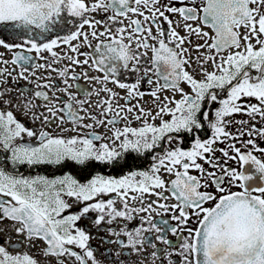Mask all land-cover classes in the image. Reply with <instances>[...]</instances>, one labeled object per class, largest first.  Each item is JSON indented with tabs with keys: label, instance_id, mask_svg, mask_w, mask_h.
I'll list each match as a JSON object with an SVG mask.
<instances>
[{
	"label": "snow or ice",
	"instance_id": "1",
	"mask_svg": "<svg viewBox=\"0 0 264 264\" xmlns=\"http://www.w3.org/2000/svg\"><path fill=\"white\" fill-rule=\"evenodd\" d=\"M105 262L264 264V0H0V264Z\"/></svg>",
	"mask_w": 264,
	"mask_h": 264
},
{
	"label": "flooded vegetation",
	"instance_id": "2",
	"mask_svg": "<svg viewBox=\"0 0 264 264\" xmlns=\"http://www.w3.org/2000/svg\"><path fill=\"white\" fill-rule=\"evenodd\" d=\"M97 18L99 19L100 18V16H97ZM77 20H78V18H77ZM124 23L125 24H127V20H125L124 21ZM116 26H118V25H116ZM101 30H103L102 28H101ZM67 29L64 31V32H62L61 33V35H66L67 34ZM85 51H89L90 49H84ZM149 55H150V53H149ZM110 87L112 86V85H109ZM17 116H18V118H20V119H24V117H21L20 115H19V113H17ZM238 118H240V119H244L245 117H238ZM29 126H31V125H29ZM25 139H27V138H25ZM187 146V145H186ZM218 155H219V153H217ZM22 171H25V172H27L28 170L27 169H21ZM37 171H40V172H43L44 170L43 169H37ZM50 171V170H49ZM171 178H174V177H169V178H167V179H171ZM208 206H211V205H208ZM81 223H84V222H81ZM194 226V225H193ZM91 243H92V245L93 246H96V245H98L99 244V241L98 240H95V239H93L92 241H91ZM106 247H108V245H101V252H103V249L104 248H106ZM98 259H102V256L100 255V254H98ZM105 264H107V262H105Z\"/></svg>",
	"mask_w": 264,
	"mask_h": 264
}]
</instances>
